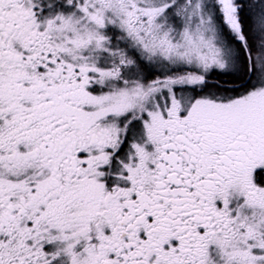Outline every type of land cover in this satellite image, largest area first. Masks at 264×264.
Wrapping results in <instances>:
<instances>
[{"label":"snow or ice","instance_id":"1","mask_svg":"<svg viewBox=\"0 0 264 264\" xmlns=\"http://www.w3.org/2000/svg\"><path fill=\"white\" fill-rule=\"evenodd\" d=\"M0 264H264V0H0Z\"/></svg>","mask_w":264,"mask_h":264}]
</instances>
